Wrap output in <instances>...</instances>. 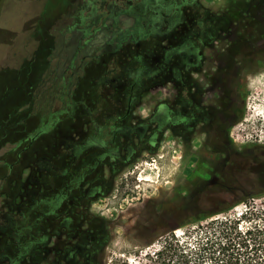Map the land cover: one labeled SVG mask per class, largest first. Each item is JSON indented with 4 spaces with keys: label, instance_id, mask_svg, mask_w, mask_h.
<instances>
[{
    "label": "flooded vegetation",
    "instance_id": "af4514ba",
    "mask_svg": "<svg viewBox=\"0 0 264 264\" xmlns=\"http://www.w3.org/2000/svg\"><path fill=\"white\" fill-rule=\"evenodd\" d=\"M121 1L123 5L110 0L107 10L93 9L95 19L74 31L71 58L53 70V77L46 73L50 62L41 57L27 58L16 68L8 65L10 71L24 67L29 73L24 81L27 105L17 122L7 126L0 121V129L37 125L20 140L25 145L17 160L0 176L4 183L26 178L27 189L23 208L13 205L3 217L4 224L17 226L20 233L0 255L1 263L104 264L103 257L93 255L98 243L94 235H108L109 225L93 206L110 198L128 168L135 179L131 185L129 178L123 180L119 198L138 193V160L144 155L155 160L151 154L169 133L189 142L197 133L209 132V146L228 158L223 163L220 157L218 176L239 179L230 182L234 186L221 185L223 191L264 192V146L238 147L230 133L245 118L250 75L239 73V66L250 65V60L229 52L219 59L204 56L213 43L223 41L221 18L207 9L174 15L135 0ZM92 60L99 71L90 77ZM30 61H35L33 74ZM160 85H169L165 96L156 90ZM209 92L215 93V103ZM9 113L11 120L14 112ZM255 125L264 126L260 121ZM239 149L261 153L252 160ZM22 158L24 169L14 171ZM234 199L224 198V203Z\"/></svg>",
    "mask_w": 264,
    "mask_h": 264
},
{
    "label": "rangeland",
    "instance_id": "374dc122",
    "mask_svg": "<svg viewBox=\"0 0 264 264\" xmlns=\"http://www.w3.org/2000/svg\"><path fill=\"white\" fill-rule=\"evenodd\" d=\"M106 1L100 8L102 0H0V67L6 68L0 71V121L3 124L10 126L9 121L17 122L20 109L27 105L24 81L29 73L24 67L18 72L10 71L8 65L16 68L27 58L41 57L42 62L43 59L50 62L46 73L53 77V70L71 58L74 31L91 25L95 19L94 8L107 10L110 0ZM116 3L123 5L121 0ZM201 3L210 15L221 18L223 27V41L213 43L204 56L219 59L229 52L231 57L250 60V65L239 66V73L250 75L244 95L248 101V106L244 104L245 118H241L239 122L243 123L232 128L230 133L238 147L248 143L264 146V126L255 125L257 121L264 124V0H201ZM229 43L234 44L228 46ZM30 64L33 74L35 61ZM95 64L96 61L92 60L88 68L90 77L99 71ZM88 81L86 77L82 83L84 89ZM168 89L169 85L156 88L162 96ZM210 96L215 103V93L209 92ZM35 101H39L38 97ZM59 105L55 104V109ZM9 112H14L11 120H8ZM36 125L26 126L25 130L22 124L13 126L14 131L0 129V176L17 160L16 154L25 145L20 140ZM209 137V132L206 135L201 131L191 141L182 142L170 133L166 135L158 150L151 154L155 160L146 155L138 160L141 178H136L138 185L134 186L138 193L131 191V195H125L124 201L119 198L123 194V180L129 178L131 185L135 178H130L133 175L131 168L126 170L127 176L118 177L110 198L100 199L93 206L94 213L109 225L108 235L107 232L94 235V243L98 241L94 248L95 258L103 257L104 264H152L154 252L173 235L181 241H191L197 235L198 225L213 219L237 217L245 210V202H240L227 211L207 216L223 205L241 199L239 194L223 191V186H234L230 182L236 184L239 179L226 180L218 176L220 157L223 163L228 158L219 156L217 150L209 146ZM239 150L243 154L249 153L244 152L246 149ZM259 153L250 152L248 157L253 160ZM26 163L22 158L13 170H23ZM25 180L13 177L4 183L0 179V255L13 247L12 243L20 233L17 226L4 224L3 217L13 205L23 208L22 198L27 191ZM231 197L235 199L224 203V198ZM108 201L109 204L105 205ZM246 201L264 209V194ZM4 226L8 228L6 232L2 230ZM0 264L5 263L0 261Z\"/></svg>",
    "mask_w": 264,
    "mask_h": 264
},
{
    "label": "trees",
    "instance_id": "16d2710c",
    "mask_svg": "<svg viewBox=\"0 0 264 264\" xmlns=\"http://www.w3.org/2000/svg\"><path fill=\"white\" fill-rule=\"evenodd\" d=\"M151 10L174 13L206 9L201 0H135ZM179 20V19H178ZM177 21V20H176ZM174 24V23H173ZM264 194L254 192L238 195V201L223 205L224 212L245 202V210L237 217L218 218L198 225L191 241H181L175 235L154 252L152 264H264V209L247 203L250 197Z\"/></svg>",
    "mask_w": 264,
    "mask_h": 264
}]
</instances>
